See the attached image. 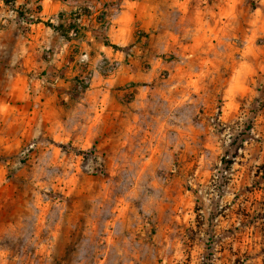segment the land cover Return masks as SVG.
I'll return each instance as SVG.
<instances>
[{"label":"rangeland","instance_id":"1","mask_svg":"<svg viewBox=\"0 0 264 264\" xmlns=\"http://www.w3.org/2000/svg\"><path fill=\"white\" fill-rule=\"evenodd\" d=\"M122 1L0 0V264H264V0H127L120 63L35 27Z\"/></svg>","mask_w":264,"mask_h":264},{"label":"crops","instance_id":"2","mask_svg":"<svg viewBox=\"0 0 264 264\" xmlns=\"http://www.w3.org/2000/svg\"><path fill=\"white\" fill-rule=\"evenodd\" d=\"M55 7L57 8L56 12L53 13L51 9L47 13L46 18L44 19H49V17L54 16V15H56L59 18H62L64 14H67V15L72 14L75 9L73 5H70V4L55 5ZM64 11L66 13H64ZM101 13L103 12L101 11V8H98V7L95 8V10L93 11H86V13L80 19L78 17L79 21L77 20L78 22L76 23L77 26L79 27L80 20L84 17L85 19H88V22L91 25H94L96 28H99L101 30L104 36L102 40L94 39V42H92L93 40H89L87 34L83 35V38H82V40H84L83 42H86V44L91 49H93V46H96L94 47L95 49H93V51L95 52L93 59L95 61L102 59L106 61L116 60L119 63L124 62L123 60L124 54L129 50L130 45L135 40V33L133 31V28L135 25H137V27L143 33L146 34V40L149 45L152 44V41L154 38H158L159 36L158 34L157 35L148 34L151 30L157 29L156 23L154 21L149 20V18L146 15H143L142 10L139 8L136 9V11L132 12L129 7V1L127 0L122 1L118 9L116 10V13L112 16V19L110 21H107V28L105 29H102L101 28L102 26L98 22V17ZM35 25H36L35 27H38L39 25L46 26L45 23H41V22H37V24ZM105 39H107L110 44L124 48V50L116 51L112 47L105 45L104 43ZM65 41L69 42L70 40L68 41L65 39ZM95 55H97V57ZM136 64L137 62L135 61L134 65L132 66H129V65L122 66V64L120 66L121 71L125 73V74L123 73L120 76L125 78V76L127 75L128 79L132 80L133 84H135L134 80L138 77V73H137L138 70L136 69Z\"/></svg>","mask_w":264,"mask_h":264},{"label":"trees","instance_id":"3","mask_svg":"<svg viewBox=\"0 0 264 264\" xmlns=\"http://www.w3.org/2000/svg\"><path fill=\"white\" fill-rule=\"evenodd\" d=\"M14 1V0H12ZM104 13H101L98 17V22L100 23V25L102 26V29H105L106 27L103 25L105 23V19H104ZM45 25L51 29H53L54 31L58 32L63 38H65L66 40L69 41V33L72 32L74 34L79 33L80 28H78L77 25H75V21H73L72 23L68 24V26H54L49 22H46ZM81 38H83V35H81ZM105 45L112 47L114 50L116 51H121L124 50V48L118 47L116 45L110 44L109 41L107 39H105L104 41Z\"/></svg>","mask_w":264,"mask_h":264}]
</instances>
